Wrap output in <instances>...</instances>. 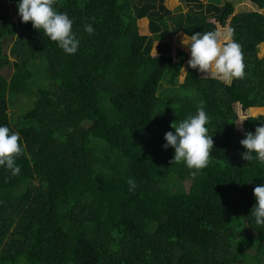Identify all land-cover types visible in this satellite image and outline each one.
Returning <instances> with one entry per match:
<instances>
[{"label": "trees", "instance_id": "16d2710c", "mask_svg": "<svg viewBox=\"0 0 264 264\" xmlns=\"http://www.w3.org/2000/svg\"><path fill=\"white\" fill-rule=\"evenodd\" d=\"M183 1L186 12L165 0H55L80 41L68 55L0 0V125L22 143L21 172L0 167V264H264L251 216L264 163L240 143L264 116L239 126L236 108H264V13L230 23L234 0ZM226 26L244 75L225 86L189 67L180 83L188 53L166 39ZM18 99L26 109L12 113ZM201 102L213 149L193 175L164 135Z\"/></svg>", "mask_w": 264, "mask_h": 264}, {"label": "clouds", "instance_id": "9594fccd", "mask_svg": "<svg viewBox=\"0 0 264 264\" xmlns=\"http://www.w3.org/2000/svg\"><path fill=\"white\" fill-rule=\"evenodd\" d=\"M21 22H32V26L42 31L49 40L56 42L65 54L73 55L79 48L80 41L73 31V19L66 12L54 8L55 0H15ZM88 34L94 32L92 24L84 29ZM182 44L189 48L188 66L198 70L202 76L219 80L230 86L236 78L244 75L241 47L232 39L230 30L220 27L212 31L196 32L184 35ZM209 121L203 102L196 113L171 124L174 131L164 135L165 149L173 148L172 163H183L187 168L196 171L207 167L210 152L213 149V136L208 135L206 127ZM246 151L242 154L247 161L253 159L264 163V124L256 127L255 132H247L241 139ZM22 152L19 132L11 131L7 125H0V167L10 171L12 176L21 172L16 157ZM255 154V155H253ZM251 183V182H250ZM129 191L134 192L137 185L133 178L127 180ZM255 204L251 211L256 225L264 226V183L253 189Z\"/></svg>", "mask_w": 264, "mask_h": 264}, {"label": "rangeland", "instance_id": "374dc122", "mask_svg": "<svg viewBox=\"0 0 264 264\" xmlns=\"http://www.w3.org/2000/svg\"><path fill=\"white\" fill-rule=\"evenodd\" d=\"M204 3L210 2L211 0H201ZM235 4H236V10H235V14L233 15V17L230 20V23L232 22L233 18H238L237 16H239V13L242 12H251L254 10H258L261 13H264V8H259L255 2H253V0H234ZM165 4L166 6L173 10V11H179L180 8L186 12L189 10V5H187L183 0H165ZM9 8L12 10V6L9 5ZM14 19L17 20L16 16H14ZM149 19L147 18H142L141 20H139V27H140V32L142 34H147V35H152V32L150 30L149 27ZM224 30H229L228 26H226L225 28H222ZM186 35L184 32H179L173 36H171L170 38H167V40H169L172 44V48H173V54H175L177 52L178 49L184 50L188 53V57L187 60L185 61L183 68L179 74V82L182 83L184 81L186 72L189 68L188 66V60L190 59V50L188 47H186L185 45L182 44L181 40L182 37ZM161 41H155L154 43V47H153V54H155L157 52V46L160 44ZM260 56H264V43L260 46ZM12 60V58H11ZM5 74L10 76L12 73V69L11 68H7L4 70ZM164 86H169V84L167 82H164ZM238 114H239V123L238 125L241 126V123L244 119V117L246 116H256V115H263L264 116V108L262 109H249L248 111H244L242 112L240 110L239 105L236 106ZM26 109L25 106V101L24 99H18L16 101V104L14 105L13 109H12V113H17L19 114V112L23 111ZM187 182V181H186ZM184 186L186 187V183H184ZM187 188V187H186ZM250 251H252L251 249H249Z\"/></svg>", "mask_w": 264, "mask_h": 264}]
</instances>
